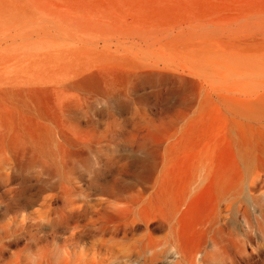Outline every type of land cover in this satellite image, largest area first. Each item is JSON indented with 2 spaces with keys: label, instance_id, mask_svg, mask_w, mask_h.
<instances>
[{
  "label": "rangeland",
  "instance_id": "obj_1",
  "mask_svg": "<svg viewBox=\"0 0 264 264\" xmlns=\"http://www.w3.org/2000/svg\"><path fill=\"white\" fill-rule=\"evenodd\" d=\"M86 70L113 91L65 87ZM35 77L69 101L66 120L44 118L16 86ZM0 118L50 160L42 170L3 158L0 228L22 232L8 249L35 239L53 264H105L96 237L65 231L97 218L78 206L99 201L126 207L101 208L135 228L116 238L124 251L174 243L157 264L218 250L225 264H264V0H0ZM66 149L77 162L61 165ZM169 220L173 234L157 229ZM121 254L109 260L142 264Z\"/></svg>",
  "mask_w": 264,
  "mask_h": 264
},
{
  "label": "bare ground",
  "instance_id": "obj_2",
  "mask_svg": "<svg viewBox=\"0 0 264 264\" xmlns=\"http://www.w3.org/2000/svg\"><path fill=\"white\" fill-rule=\"evenodd\" d=\"M107 76L108 75L106 73H103L101 76L96 73H91L89 70L78 71L73 76V79L69 81L65 87H67L68 89H75V90L76 89H81V90L83 89H93V90L105 89L108 91H113V87L110 86V84L108 83V80H106L105 78ZM30 80L32 81L19 82L16 84V86H19L21 90H29L34 93L35 101L38 102L37 103L38 108L37 107L36 108L38 109L39 112L37 113H40V115H42L44 118L52 122H55L60 117L65 118L66 120L67 115L70 112L69 101L68 102L65 101L63 97L57 96L54 93V91L52 90L53 88H51L52 86L50 85V81L48 79L44 77H35ZM7 121L8 120L0 118V177H3L5 180H10V175H11L10 170H9L10 168L7 167L3 159L6 154H9L11 156V158L15 161V164L13 165L17 164L19 169L20 168L21 169L32 168V167H41L42 170L50 169V162H49L50 160L45 158L41 153H39L34 148H32V146H30V141H32L30 138V135H28L24 130H22L21 127L19 128L20 125L18 126L17 124H14L11 121L10 122H7ZM19 122H20V119H19ZM42 129H49V124L44 125V128ZM43 133H47V132H43ZM54 137H56L55 134H54ZM67 138H66V141L68 142L67 145L72 146V149L78 146V142L76 140H73V139L67 140ZM77 153L69 152L66 149L65 154L62 156L63 160L60 162L61 165L63 164L65 165L68 163L71 164V162H77V159L79 157ZM144 159H146L147 163H149V160L151 161V166L149 170L144 173L145 179H150L154 175V169L156 167L155 166L156 163L153 161L151 156H146ZM50 171L52 172V170ZM103 205H104V202L97 201L96 203L90 202V203H86L85 205L78 206V208L83 210V212H84V209L85 210L87 209V211L90 209L95 210L98 217L97 218L89 217L87 219V224L81 230L80 229H77V231H73L71 229H69L68 231L65 230L66 232H69V236L67 239L75 238L77 234L79 233V231L81 232L82 235H91L93 237H96L94 246L98 247L99 249H103V247H107V254L110 255L108 258L105 259V264H113V261L109 259H111L112 257H117L121 253H122L121 255H124L127 253V251L130 252V254L133 253L136 255V257L141 258L142 264H157L158 261L164 255L168 254L171 250L175 249L176 246L172 242L173 239H171L172 243H170L172 245L168 247H165L162 243H158L154 240L149 239L147 242H142L139 246H137L133 250H127L125 248L126 251H124V249L122 248V243L117 241L116 238L120 235H123V238H127V236L130 233H133V230L135 228H133V226H131L128 221L118 220L116 216H111V218H108V219L105 218L104 215L101 213V208L107 207L110 209L111 212L117 211L119 213L120 211H122L121 209H126V207L116 208L111 203H106L107 206L106 205L103 206ZM142 212L143 211L141 210L139 214L140 213L142 214ZM81 219L82 218L80 215V217H78L75 221L79 222L81 221ZM172 222H173L172 220H169V224L166 223V225H160L157 227V229L159 230L167 229L168 231H170L171 234H173L171 230H173L174 228V223ZM51 224L52 225L54 224L53 221ZM60 231H61L60 227H57L53 229V234H58ZM106 236H110L111 239H108V240L105 239ZM119 247H121L124 252L120 250ZM63 256L64 257L61 256L60 264H64L63 263L64 259L62 258H68L67 255H63ZM224 260H225V255L222 252H219V250L215 253V256H211V255L209 256L207 251L205 252L203 251L200 259L197 260L196 255H193L187 259L186 263L188 264H211L213 262H218L221 264H225ZM91 263L99 264L96 261H91ZM186 263L183 262L182 260L177 259L174 264H186ZM67 264H88V263L86 261H79L75 263L68 262Z\"/></svg>",
  "mask_w": 264,
  "mask_h": 264
},
{
  "label": "clouds",
  "instance_id": "obj_3",
  "mask_svg": "<svg viewBox=\"0 0 264 264\" xmlns=\"http://www.w3.org/2000/svg\"><path fill=\"white\" fill-rule=\"evenodd\" d=\"M21 236L22 232L14 224L0 228V251L10 252L9 258L3 260V264H53L50 250L46 246L39 245L35 239L27 241L18 249L7 248V244ZM29 244L32 247H29Z\"/></svg>",
  "mask_w": 264,
  "mask_h": 264
}]
</instances>
